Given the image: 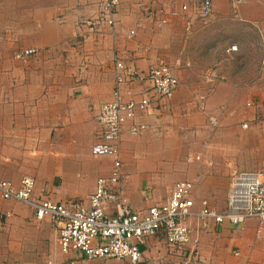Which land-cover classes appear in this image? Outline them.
I'll return each instance as SVG.
<instances>
[{
    "label": "crops",
    "instance_id": "obj_1",
    "mask_svg": "<svg viewBox=\"0 0 264 264\" xmlns=\"http://www.w3.org/2000/svg\"><path fill=\"white\" fill-rule=\"evenodd\" d=\"M200 1L118 0L115 26L91 29L85 22L97 20L100 0H0V181L17 188L22 178L30 177L34 199L87 205L97 179L111 171L113 159L95 157L91 148L101 141L97 115L100 105L113 98L116 63L139 73L166 64L177 45L173 32L185 25L187 7L198 16ZM211 2L218 11L217 0ZM188 26L197 31L196 24ZM26 50L34 53L15 57ZM146 88L135 81L123 93L139 100ZM184 91L178 86L170 98L137 114L134 122L147 126L142 134L131 135L130 122L123 128L117 157L122 196L133 212L163 203L180 181L194 184V212L202 200L221 211L236 161L216 133L239 132L240 124L249 121L260 136L254 145L264 150V106L242 104L235 113L207 110L202 120L195 106L217 103L214 94L196 100ZM219 104L228 106L224 100ZM188 224L190 248L200 264H264V226L257 237L255 220H247L241 229L196 216ZM164 245L159 234L140 246L145 264H173L175 256ZM72 260L122 264L87 261L76 253L65 256L50 218L36 220L28 205L15 200L0 202V264Z\"/></svg>",
    "mask_w": 264,
    "mask_h": 264
},
{
    "label": "built area",
    "instance_id": "obj_2",
    "mask_svg": "<svg viewBox=\"0 0 264 264\" xmlns=\"http://www.w3.org/2000/svg\"><path fill=\"white\" fill-rule=\"evenodd\" d=\"M117 5L118 0H100L97 20L85 22L86 26L91 29L100 25L113 28ZM183 10L186 7H182ZM196 11L200 18H209L213 14L211 0H201ZM233 50L234 47L229 49ZM33 53L34 50H26L17 53L16 57L24 59ZM116 69L113 98L100 105L97 115L101 141L91 148L93 156L113 159L111 171L109 177L97 179L87 205L75 202L67 206L34 199L35 181L30 177L22 178L17 188L10 181H0V202L15 200L28 205L36 220L50 218L58 232L60 252L65 256L81 254L87 261L145 264L140 246L145 245L149 238L162 234L166 251L175 256L173 264H200L196 250L190 248L188 220L193 216L199 220L212 221L215 225L228 223L236 229H241L247 220H255L258 224L257 237H261L264 226V174L261 171L232 168L225 207L221 211L202 200L199 209L194 212V184L190 181L176 182L163 203L143 213L131 210L122 196L117 144L128 122L129 133L133 136L147 130L146 124L134 122L137 114H146L154 102L170 98L177 90L179 81L164 63L142 73L127 71L122 62L116 63ZM135 81L143 82L147 87L139 100H135L127 91L123 93V88ZM125 96L130 97L125 99ZM246 127L243 125V128ZM194 159L199 160V157ZM76 263L77 260L69 262Z\"/></svg>",
    "mask_w": 264,
    "mask_h": 264
},
{
    "label": "rangeland",
    "instance_id": "obj_3",
    "mask_svg": "<svg viewBox=\"0 0 264 264\" xmlns=\"http://www.w3.org/2000/svg\"><path fill=\"white\" fill-rule=\"evenodd\" d=\"M216 6L218 11H213L207 19L187 7L185 25L173 32L177 45L168 53L171 60L166 61L179 86L192 98L203 100L214 94L217 103L195 106L202 120L207 110L217 113L224 108L235 113L242 104L264 106V0H217ZM189 22L196 24L197 31H192ZM232 47L235 50L229 51ZM220 100L226 101L228 106H221ZM243 124L247 127L242 128ZM240 125L239 132L216 131L218 140L227 144L229 157L236 161L233 169L264 174V150L254 145V142L258 144L260 136L254 133L249 121Z\"/></svg>",
    "mask_w": 264,
    "mask_h": 264
}]
</instances>
